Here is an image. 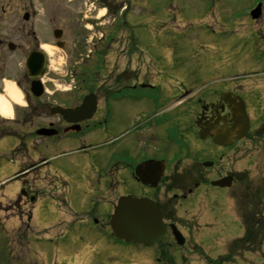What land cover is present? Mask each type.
Segmentation results:
<instances>
[{
    "label": "flooded vegetation",
    "instance_id": "1",
    "mask_svg": "<svg viewBox=\"0 0 264 264\" xmlns=\"http://www.w3.org/2000/svg\"><path fill=\"white\" fill-rule=\"evenodd\" d=\"M35 1L28 0L27 11L24 12V16H29L26 23H31V39H35V19L38 16ZM122 1L126 3L125 0ZM222 1L207 0L204 6L208 8H205L207 12L204 17H209L217 10L221 18V7H216L223 6ZM62 2L66 3L64 25L61 27L64 30L53 29V37L56 31H61L62 37L54 43L55 46L60 42L68 43L64 37L71 36L67 35L66 27H105L106 19L114 17L117 8L123 5L117 0ZM258 3L248 12L249 21L246 28L251 37L262 41L261 49L264 52V4L260 7L257 19L251 16ZM103 9H106V13L100 16L99 12ZM0 11L2 29L5 22L3 4ZM71 16L75 18L72 19ZM57 18L56 13L46 16V23L55 26ZM115 18L110 22L115 24L118 20ZM6 22L12 26L17 25V21L12 19ZM75 32L77 31L71 30L72 34ZM118 43L133 44L127 38H116L115 41L114 36L102 35L93 44L94 51L87 55V58L94 57L97 60L96 66L75 68L71 75L78 77L79 83L75 82L73 85L57 84L58 82L48 85L45 82L49 76L47 60V71L42 81L45 90L40 97L31 92L34 80L22 68L20 62L21 68L17 73L19 75L14 77V80L24 104L17 105L10 101L12 117L0 119V141L4 143L13 139L17 142L9 158L2 159L1 165L10 167H0V264H133L140 254L147 257L146 252L153 249L157 250L158 261H163L162 241L154 248L147 249L142 245L127 244L117 239L110 227L111 214L102 220L95 217V224L87 227L72 228L71 225L73 233H57L56 228L41 227L38 224L37 208L43 199H49L50 196L42 195L40 198L37 181L33 179L34 173L53 167L54 162L66 154L63 151L65 147L78 148L76 152H89L87 144L95 137L101 141L104 138L107 140L111 123L126 125L124 136L132 135L125 138L127 142L117 155V160L113 156L108 160L106 167H112V175L118 173L120 167L130 168L132 178L150 193L142 197H122L145 198L155 202L163 211L165 222L169 225L173 217L166 207L161 205L159 194H156L162 183L168 182L169 191L186 193L184 198H189L202 186L211 187L214 181L228 178L233 186L243 180L242 171L227 170V163L231 156H238L242 152L245 143L264 140V69L246 77L229 79L223 78L222 73H215L213 75L218 77V80L209 81L203 87L195 86L190 80L188 82L186 77L180 80L177 76L183 75L177 74L173 79L178 82L173 86L148 83V73L143 69L144 60L137 45L134 51L126 52V47L123 46L122 49L120 46V51L117 52ZM10 44L12 43L0 39V47H9ZM27 46L30 53L36 50L33 41ZM38 48L39 45L37 50ZM15 49L23 50L22 46H15ZM117 54L123 55L128 64H134V67L120 69L112 67L110 63L107 66L105 59L113 58L117 61ZM81 60L84 62L83 58ZM158 75V80L164 76L160 72ZM2 82L3 78H0L1 93ZM145 89H149L150 94L142 92ZM137 91L139 92L136 94ZM90 95L94 96L96 104L93 112L80 111L74 115L68 113L67 110L79 108ZM122 99L126 100V105L120 103ZM241 103L244 104L249 119V131L243 140L228 139L231 135L228 130L232 128L235 117L233 109ZM148 105L151 106L150 114H147L146 110ZM126 107L128 109L123 110ZM127 110L133 111L132 118L136 121L130 126L122 122V114L127 115ZM185 118L188 119L187 125L181 124ZM202 130L205 131L204 140L199 137ZM191 138L196 141L195 146H191ZM112 141L107 145L116 143ZM182 151L184 156L189 158L192 154L196 160L188 169L190 177L197 181L191 189L180 186L178 182L186 175V172L180 169L183 167L180 158ZM19 156L21 158H18ZM148 162L150 163L144 167L152 168L142 172L143 177L145 182L159 179L156 185L143 183L142 179L136 177V168ZM14 166L19 167L18 171L10 173L11 167ZM44 178L50 182V188L47 189L52 193L51 183L55 184V180L48 179V176ZM169 232L171 233L170 228L168 234ZM50 248H55L57 255L51 261Z\"/></svg>",
    "mask_w": 264,
    "mask_h": 264
},
{
    "label": "rangeland",
    "instance_id": "2",
    "mask_svg": "<svg viewBox=\"0 0 264 264\" xmlns=\"http://www.w3.org/2000/svg\"><path fill=\"white\" fill-rule=\"evenodd\" d=\"M125 1L129 6L127 13H122V15L126 13L125 16L122 17L120 9L117 8L115 12L117 15L106 19L105 27L90 26L89 29L66 27L67 35L71 37H64L68 43L66 48L61 49L55 46L56 40L52 32L53 29H60L64 25L66 3L62 0L35 1L38 15L34 29L38 38L36 40L31 39V23L23 20L28 0H0V7L3 4L5 9L3 14L5 22L2 29L0 28V39L23 48L12 52L6 45L0 47V78L5 77L3 78L5 81H12L13 77L19 75L17 73L20 62L29 52L27 45L33 41L36 49L39 44L38 49L46 51L49 56V76L45 80L48 85L56 82L66 85L79 83L78 77L71 75L74 69L78 66L95 65L94 57L85 59L88 50L93 49L90 41L95 43L102 35L108 37L115 31L117 37L122 36L121 39L127 38L133 43H118L117 52L120 51V46L122 49L123 46L126 47V52H129L134 51L137 45L144 60L143 69L148 73V83L173 86L178 82L173 79L177 74L183 75L177 76L181 78L180 80L186 77L188 82L190 80L195 86L200 87L203 83L218 79L213 75L215 73H222L223 78L229 79L237 76L246 77L264 69L262 41L251 37L246 28L249 10L257 2L264 4V0H223V6L216 7H221V18L217 10L209 17H204L207 12L205 8H208L204 6L207 0ZM82 9L85 10L84 7ZM54 13L58 16V22L55 26L48 25L46 16ZM115 17L118 20L114 24L110 21ZM11 19L17 21L16 26L7 24L6 20ZM71 30H76V34H72ZM117 55L119 56L117 61L109 58L105 60L106 64L109 62L112 67L120 69L134 67V64H128L123 55ZM82 58L83 65L76 64ZM159 72L164 76L158 80ZM142 92L150 94L149 89ZM120 103L127 104L124 99ZM150 108L151 106H146L147 114H150ZM125 109L128 108H123ZM122 115L124 118L122 122L128 126L136 122L132 118L133 111L127 110V115ZM181 124L187 125L188 119H183ZM126 131V125L111 123L107 140L104 138L101 141L95 137L87 144L89 152H76L78 148L65 147L63 151L66 154L54 162L53 167L34 173L33 179L37 181L40 198L42 195L50 196L49 199H43L37 208L39 226L56 228L57 233H73L71 225L72 228L87 227L95 224L93 220L95 217L102 220L103 217H107L106 215H110L114 210L112 206L116 205L114 202L122 196L142 197L150 194L132 178L130 168L120 167L121 170L112 175V167H106L108 160L113 156L117 160V155L127 142L125 138L132 135L124 136ZM115 138L119 139L112 141ZM191 140L193 141L191 146L192 144L195 146L196 141L193 138ZM109 141L116 143L109 146L107 145ZM15 144L16 141L13 139H8L4 143L0 141L3 158L7 159L10 156ZM164 157L166 158L165 155ZM193 157L191 154L188 158L184 156V151L180 152L183 164L180 169L186 172V175L178 182L180 186L188 189L197 182L190 177L188 170L189 166L196 163ZM227 164V170L233 169L243 173V180L236 182L229 189L205 185L189 198H184L186 193L169 191L168 182L162 183L158 188L156 194H159L161 205L165 206L173 217L170 224L178 228L185 240V244L179 247L169 232L162 241L164 257L167 259L164 264H211L210 258H229L233 241L247 233L243 227L240 210L242 204L239 201L244 202L250 194H255L256 189H264V140L245 143L242 152L238 156H231ZM18 169L16 166L11 167L10 173H15ZM44 176L55 180V184L51 183L52 193L48 192L50 182L48 183ZM113 178L116 180H112ZM258 209L264 228V204L259 205ZM261 232L264 233V229ZM254 248L236 255L232 254L231 258L236 262L227 264H264V242L259 243L258 248ZM49 253L50 261L57 257L55 248H50ZM146 256L140 254L133 264H159L156 249L148 250Z\"/></svg>",
    "mask_w": 264,
    "mask_h": 264
},
{
    "label": "water",
    "instance_id": "3",
    "mask_svg": "<svg viewBox=\"0 0 264 264\" xmlns=\"http://www.w3.org/2000/svg\"><path fill=\"white\" fill-rule=\"evenodd\" d=\"M259 12V8L255 10ZM254 12V13H255ZM253 13V14H254ZM258 18V16H253ZM27 18V17H26ZM60 35L56 33V37ZM59 47L63 48L65 45L58 44ZM45 59L42 53L37 52L30 56L27 68L30 73L34 70H43ZM235 118L233 120L232 129L228 130L231 137H235L237 140L244 138L249 128L248 118L245 114L244 105L241 104L236 106ZM205 131H202L200 136L204 137ZM1 164V160H0ZM152 167H139L137 169V175L145 182L146 179L143 177V172H146ZM158 184V180L150 181L147 180L145 183ZM213 186L227 187L231 186L230 179L222 180L220 182L213 183ZM111 227L117 238L125 240L127 243H138L143 244L147 247L154 246L159 239L163 238L167 232V226L163 223V215L159 208L153 202L149 200H139L134 198H122L119 201L118 206L115 209L114 215L111 219ZM173 233L180 245L184 244V239L177 229L173 226Z\"/></svg>",
    "mask_w": 264,
    "mask_h": 264
},
{
    "label": "trees",
    "instance_id": "4",
    "mask_svg": "<svg viewBox=\"0 0 264 264\" xmlns=\"http://www.w3.org/2000/svg\"><path fill=\"white\" fill-rule=\"evenodd\" d=\"M239 203L242 204L240 210L247 233L243 238L237 239L233 242L230 248V255H236L241 251L252 250L253 247L258 248V244L264 242V233L261 232L264 229L262 226L263 220L258 213L259 205L264 204V189H256L255 194H250L248 199L244 202L239 201ZM247 206H249V208H247ZM233 255L229 256V258H222L215 262L211 261V264H221L224 261H230Z\"/></svg>",
    "mask_w": 264,
    "mask_h": 264
},
{
    "label": "bare ground",
    "instance_id": "5",
    "mask_svg": "<svg viewBox=\"0 0 264 264\" xmlns=\"http://www.w3.org/2000/svg\"><path fill=\"white\" fill-rule=\"evenodd\" d=\"M5 92L8 97L0 95V114L3 117H10L11 106L9 100L15 102L16 104L20 103V95L15 86L11 82H6Z\"/></svg>",
    "mask_w": 264,
    "mask_h": 264
}]
</instances>
